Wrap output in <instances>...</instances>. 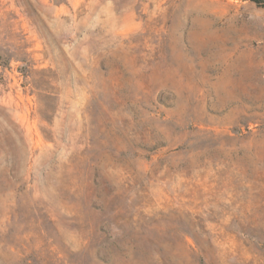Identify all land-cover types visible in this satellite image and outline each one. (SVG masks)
I'll list each match as a JSON object with an SVG mask.
<instances>
[{"label": "rangeland", "instance_id": "rangeland-1", "mask_svg": "<svg viewBox=\"0 0 264 264\" xmlns=\"http://www.w3.org/2000/svg\"><path fill=\"white\" fill-rule=\"evenodd\" d=\"M0 264H264V0H0Z\"/></svg>", "mask_w": 264, "mask_h": 264}]
</instances>
